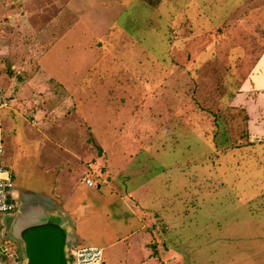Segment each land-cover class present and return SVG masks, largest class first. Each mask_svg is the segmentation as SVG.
<instances>
[{
	"label": "rangeland",
	"instance_id": "1",
	"mask_svg": "<svg viewBox=\"0 0 264 264\" xmlns=\"http://www.w3.org/2000/svg\"><path fill=\"white\" fill-rule=\"evenodd\" d=\"M23 74L24 117L0 110L2 160L72 215L77 245L130 264L133 210L156 223L158 264L172 252L155 245L264 264V0H0V88Z\"/></svg>",
	"mask_w": 264,
	"mask_h": 264
},
{
	"label": "water",
	"instance_id": "2",
	"mask_svg": "<svg viewBox=\"0 0 264 264\" xmlns=\"http://www.w3.org/2000/svg\"><path fill=\"white\" fill-rule=\"evenodd\" d=\"M15 204L5 238L17 244V261L0 264H71L77 245L72 215L52 195L12 190Z\"/></svg>",
	"mask_w": 264,
	"mask_h": 264
},
{
	"label": "crops",
	"instance_id": "3",
	"mask_svg": "<svg viewBox=\"0 0 264 264\" xmlns=\"http://www.w3.org/2000/svg\"><path fill=\"white\" fill-rule=\"evenodd\" d=\"M73 25L74 24H69L68 29L65 30V32L66 33L72 32ZM74 28H75V25H74ZM76 32L79 33V32H82V30H77ZM55 42H57V39L53 40L52 43H50L47 46L48 48L46 47L47 49H45L39 57L44 58L47 54V51L50 50L52 47H54L53 43H55ZM57 51H60V50H57ZM98 56H99L98 54L95 55L96 58H98ZM10 81L11 82H10L9 86L4 85L3 88L1 87L3 93L5 91V93L7 95L5 93L4 94L8 98L11 99V106L9 108H3V109L8 110V109H11V107L13 109L15 108V110L18 111V113H20L24 117V103H25V101L28 102V100H26L24 98V90L26 88V85H25L26 80L24 81V74L22 75V77H19V78L17 77L15 80L12 79ZM15 89H16V91H15ZM29 89H31V87ZM30 94H32V93H30ZM81 94H83V93H81ZM53 95L54 94L51 95L52 98H53ZM56 99L57 98H55V100ZM43 100H45V99H43ZM47 103L48 102L46 101V103H44V104L47 105ZM71 103L73 104L72 99H71ZM25 105H27V103H25ZM86 177L91 178V176L88 174H86V176L84 178H86ZM91 180H92V178H91ZM91 186H93V185H91ZM97 186L99 187L100 184H98ZM141 209H143V208H141ZM131 212H132L131 214H132L133 219H131L132 221H130L129 224H131V222L134 221V225L133 224L129 225L128 230L125 233H122V235L118 237V240L130 239L129 244L125 247V252H126L125 254L128 255L129 260L131 262L130 264H158L156 254L153 253L152 251L148 252V250H149L148 245L150 244V241H149V238L147 236L148 230H149L148 226H152V229H156V223H153L150 219H148V221H147V218H145V216L147 215L146 212H143V214H139L133 210ZM141 234H142V236H141ZM136 235H139V238L137 239V241L136 240L131 241V238L133 236H136ZM159 248L160 247L158 245H155V248H154L155 252L156 251H161L164 253H166L168 251L172 252V254L170 256L171 258L167 259L168 262L171 260V262L173 264H185V263H183V260H181V259L179 260V256H178L179 254L173 252L170 247H167L166 245H162V248L161 249H159ZM139 254H145V255L141 256L138 260H136V257H134V256L139 255ZM116 260H117V263H115V264H119L118 259H116ZM163 262H164V264L166 263L165 258L163 259ZM104 264H106L105 261H104Z\"/></svg>",
	"mask_w": 264,
	"mask_h": 264
},
{
	"label": "built area",
	"instance_id": "4",
	"mask_svg": "<svg viewBox=\"0 0 264 264\" xmlns=\"http://www.w3.org/2000/svg\"><path fill=\"white\" fill-rule=\"evenodd\" d=\"M9 105L10 100L0 88V110L3 108H9ZM3 154L4 148L0 140V231L3 229V223L1 220L3 215H12L15 210V204L11 198L13 175L12 171L3 163ZM84 182L88 186L93 185V182L89 177L84 178ZM1 250L4 252L6 248H1ZM102 253L103 250L100 246L78 244L72 250L71 264H104ZM14 255V259H17L16 253H13V256Z\"/></svg>",
	"mask_w": 264,
	"mask_h": 264
},
{
	"label": "flooded vegetation",
	"instance_id": "5",
	"mask_svg": "<svg viewBox=\"0 0 264 264\" xmlns=\"http://www.w3.org/2000/svg\"><path fill=\"white\" fill-rule=\"evenodd\" d=\"M12 175H13V186H12V190H19L18 187L16 186L17 183H15V179H14V174H13V172H12ZM5 228H6V227L3 226L2 231L5 230ZM15 261H17V259H14V260H11V261L8 260V262H15Z\"/></svg>",
	"mask_w": 264,
	"mask_h": 264
},
{
	"label": "trees",
	"instance_id": "6",
	"mask_svg": "<svg viewBox=\"0 0 264 264\" xmlns=\"http://www.w3.org/2000/svg\"><path fill=\"white\" fill-rule=\"evenodd\" d=\"M227 98L229 99L228 96H227ZM239 136H240V135H239ZM235 142H236V141H235ZM247 143H252V144H253V143H255V142H253V141H252V142L248 141ZM234 144L238 146L239 143H234Z\"/></svg>",
	"mask_w": 264,
	"mask_h": 264
}]
</instances>
